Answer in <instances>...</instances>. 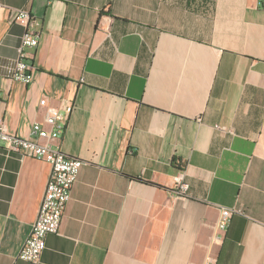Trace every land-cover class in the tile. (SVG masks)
<instances>
[{
  "label": "crops",
  "instance_id": "1",
  "mask_svg": "<svg viewBox=\"0 0 264 264\" xmlns=\"http://www.w3.org/2000/svg\"><path fill=\"white\" fill-rule=\"evenodd\" d=\"M261 2L0 0V121L31 137L72 103L40 141L85 162L38 264H264ZM16 8L40 22L29 84L11 78ZM49 175L0 150V264H32L17 254ZM220 207L244 212L215 241Z\"/></svg>",
  "mask_w": 264,
  "mask_h": 264
},
{
  "label": "built area",
  "instance_id": "2",
  "mask_svg": "<svg viewBox=\"0 0 264 264\" xmlns=\"http://www.w3.org/2000/svg\"><path fill=\"white\" fill-rule=\"evenodd\" d=\"M261 1L264 6V0ZM15 11V19L24 26V33L17 47L11 78L23 84H29L33 79V67L29 61L28 50L38 45L37 27L40 22L26 9L16 8ZM39 104L46 106V98H41ZM72 111L73 104L68 103L64 109L47 114L45 122L52 127L51 130H47L40 123H34L31 127V137L20 136L10 131L3 120L0 121V150L44 161L50 165V175L38 206L37 215L17 254L19 259L32 264L39 263L41 254L46 248L47 235L56 234L59 231L73 184L77 180L80 168L85 164L82 159L65 154L49 142L40 141V139L59 137L64 132ZM176 186L179 193L187 190L188 185L184 182L182 174L177 177ZM243 212L240 207H220L219 217L215 224L214 240H221L233 214H243Z\"/></svg>",
  "mask_w": 264,
  "mask_h": 264
}]
</instances>
